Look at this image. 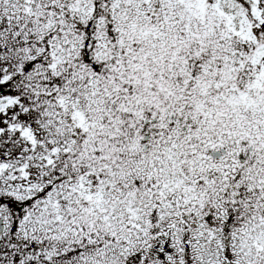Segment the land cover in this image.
I'll list each match as a JSON object with an SVG mask.
<instances>
[{
	"label": "snow or ice",
	"instance_id": "1",
	"mask_svg": "<svg viewBox=\"0 0 264 264\" xmlns=\"http://www.w3.org/2000/svg\"><path fill=\"white\" fill-rule=\"evenodd\" d=\"M0 264H264V0H0Z\"/></svg>",
	"mask_w": 264,
	"mask_h": 264
}]
</instances>
